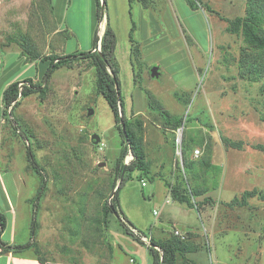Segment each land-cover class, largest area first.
Listing matches in <instances>:
<instances>
[{"label":"rangeland","instance_id":"obj_1","mask_svg":"<svg viewBox=\"0 0 264 264\" xmlns=\"http://www.w3.org/2000/svg\"><path fill=\"white\" fill-rule=\"evenodd\" d=\"M246 3L237 1L233 13L226 7L222 15L211 2L213 12L203 6L193 17L144 18L152 27H141L133 37L141 40L138 58L129 27L116 31L126 116L136 130L141 123L138 132L149 167L148 176L135 172L126 181L121 209L136 234L147 237V242L141 237L147 246L152 235L157 240L173 236L175 230L190 235L200 249L187 258L197 264H264V201L256 196L246 207L228 206L246 191L264 193V153L255 148L264 146V76L254 81L241 76V54H249V48L241 35L226 31L227 23L216 14L243 17ZM55 5L52 10L47 0H0V90L27 78L46 88L44 99L32 94L16 109L18 128L7 121L0 124V171L21 174L25 183L17 208V245L31 241L34 202L44 179L34 244L45 264H129L130 258L136 264H153L147 247L122 232L117 216L109 227L103 222L104 206L120 186L114 168L123 139L113 112L97 93L92 62L65 65L45 84L50 63L30 58L33 53L41 58L58 55L59 41L68 43L63 53H79L65 31L53 34L55 28L67 27L66 15L80 28L73 16L78 12L83 17L84 7L78 10L69 1ZM159 20L165 24L157 29L154 21ZM133 22H143L136 11ZM153 68L159 77L151 76ZM149 96L152 103L181 117V128L166 125L150 108ZM90 108L94 115L88 117ZM2 116L0 111V122L9 119ZM93 134L101 138L98 145L91 140ZM221 137L243 142V149L226 146ZM28 147L42 177L31 168ZM131 160L129 154L125 163ZM186 162L193 163L187 179H197L194 185L208 189L194 201L200 206L209 198L213 204L197 210L172 200L171 187L185 181ZM178 264H184L181 257Z\"/></svg>","mask_w":264,"mask_h":264},{"label":"trees","instance_id":"obj_2","mask_svg":"<svg viewBox=\"0 0 264 264\" xmlns=\"http://www.w3.org/2000/svg\"><path fill=\"white\" fill-rule=\"evenodd\" d=\"M131 2V0H129ZM189 4L198 9V5L193 0H188ZM97 6V16L100 20L103 17L102 9L106 10V0H96ZM207 11L213 12L209 7H205ZM217 16L227 23L226 31L232 35H241L244 39L245 44L249 48V54L244 51L241 54L240 60V72L241 76L247 77L249 80H256L257 78L264 76V0H247L245 15L243 17H236L235 19L224 18L218 13ZM131 43H133V54L136 58L140 57L139 45L135 42L133 38V33L129 35ZM99 40L98 36L95 38V43ZM97 45V44H96ZM117 39L114 30L111 28L109 21L107 22L105 32L101 38V48L100 51L83 52L70 54L65 56L59 55H49L45 58H41L38 54H30L32 60L41 59V61H48L49 68L46 75L44 76L43 82L49 81L52 74L59 68L65 65H72L74 62H79L83 60H90L96 71V90L97 93L102 95L109 105L111 111L113 112L115 123L120 131L122 137V148L118 157L115 160V182L120 181L121 184L118 187L117 191L114 194V198L111 203H106L103 209V222L106 227H109L110 222L115 216L118 218V222L122 227V232L132 237L134 240L139 242L142 245H145L152 257L153 264H178V259L181 257L184 261V264H197L195 261H192L187 258L188 254L197 252L200 247L190 241V235H186V239L182 240L176 236H170L165 240H157L154 237L149 239V246H147L142 240L141 237H146L145 235L136 234L134 231L136 227L129 222L126 216L123 214L120 205V191L125 185L126 181L132 178V174L135 172L142 173L144 176H148L149 167L147 162L146 153L143 147V139L139 135L138 130L141 128V123H137V130L134 129L133 123L126 116V106L124 98L121 94V82H120V72L121 68L116 59ZM29 53L27 49H24V53ZM252 53L255 55L253 56ZM246 55V56H245ZM29 59V58H28ZM23 84L22 89H20V84ZM264 89V86H263ZM32 94H38V96L44 99L46 95V88L41 84L34 83L31 78L24 79L22 81H17L10 83L6 89L3 91L2 95V104L4 107L3 115L9 119H6L8 123H12L13 126L16 125L15 120V111L22 103L23 99L31 96ZM149 105L150 108L159 113V115L164 120L165 124L168 125L172 130H177L181 128L183 124V119L178 116H174L166 111L158 104L152 103L153 97L149 96ZM121 109L122 117L125 120V127L128 133V142L125 141L124 135L121 129ZM185 123V122H184ZM187 123V121H186ZM184 124V126L186 125ZM222 142L232 149L242 150L243 142H233L226 137H221ZM257 150L264 153V146L257 145L255 147ZM188 150V145L184 143L183 151ZM27 159L31 165L33 171L38 174L40 177L43 176L40 167L38 166L36 159L32 151L27 149ZM131 154L132 160L126 165L125 159ZM187 163V162H186ZM185 163V164H186ZM126 166V172L124 174L123 180L121 181V176ZM193 163H187L184 169V182L180 181L177 187H171V197L172 200L178 204L184 205L190 209L196 208L200 209V206L206 204H213L212 200L205 198L202 203L197 205L194 201L196 198L205 195L208 191L207 187H202L199 184L194 185L193 182H196L197 179L192 180L187 179V175L192 173ZM183 178V177H182ZM115 187V185H114ZM46 192V182L42 180L40 191L37 194L34 202V214L33 220L31 223V241L24 245H16L11 247H4L5 244L1 240L2 234L6 228L7 221L4 215H0V247L3 248L4 252H22L24 250H33L36 257L38 258L41 264H45L44 259L39 254L36 245L34 244V239L38 234V209L42 198ZM260 197L264 201V193L257 191L256 189L252 191H246L242 194L241 198H235L228 206L231 209L234 208H243L248 206V200L253 197ZM147 238V237H146Z\"/></svg>","mask_w":264,"mask_h":264},{"label":"crops","instance_id":"obj_3","mask_svg":"<svg viewBox=\"0 0 264 264\" xmlns=\"http://www.w3.org/2000/svg\"><path fill=\"white\" fill-rule=\"evenodd\" d=\"M68 1H69V5L73 4L78 10L80 7H84L85 14L83 15V17L78 12H76L75 16H73L74 19L79 18L78 25H80V28H77L75 24L69 22L68 17L66 15V21H67V22L65 21L67 24V27L65 26L66 29L65 27H63L62 29L55 28L54 32L55 31L56 32L55 33L53 32L54 33L53 35L56 36L57 34H60L61 31L63 32L65 31L67 36H70L75 40L74 51L83 53L84 49L88 52L94 51L95 46L98 43V42L95 43V38L97 36L100 39V45H101V38L105 32L108 21L110 23L111 28L114 30L115 34L117 31V27L128 26L130 31L129 34L132 32L134 37V35L139 34V30L141 27L144 28L152 27L149 25L151 23H147L146 21H144V18L162 19L163 17L167 18L169 15L170 17L172 15L177 18L186 17V16L193 17L195 15H198L199 10H203L202 9L203 6H209L211 8L212 5L211 2L215 5L216 11L220 12V14L222 13L221 11H223L222 9L226 10V7L227 10H230V12L233 13L234 10L232 8H234V5L237 3V1L240 0H193L198 5L197 10H195V8H193L189 4L188 0H131V2L129 0H106V10H104L103 17L100 20L98 19L97 16L96 0H55V1L47 0V4L49 3V7L53 10V8H56L57 5V4L55 5V3L60 2L62 6L63 4L66 5ZM53 2H54V7H53ZM133 11H136L138 17H140V19L143 21L141 25L140 24L137 25L136 23L133 22ZM74 19H72V21ZM85 22L87 24L88 29L84 33L82 25H85ZM159 22L154 21V26L158 27L157 29H159V26L165 24L164 21H163L164 24L160 20ZM97 24H98V29L96 30ZM184 25H185V29H188L187 28L188 25H186L185 23ZM134 40L136 43H139V45L141 44L140 43L141 40L135 38ZM59 42L61 46L55 48V53L61 56L68 55L63 53L67 49L68 43L66 42V44L64 45L63 41H59ZM10 83L12 82L7 83L0 90V111L2 112V115L4 110L2 104V95H3V91ZM2 117H4V115ZM3 122H5L4 118L1 119L0 124H2ZM0 150H1V145H0ZM1 156L2 154L0 155V158ZM21 176H22L21 174H17L14 171H9V170L0 171V215H4L7 221L6 228L1 237V240L5 244L4 247H11L17 245V208H19L21 204L22 201L21 190L23 185H25ZM152 237L154 236L152 235ZM24 244L26 243L25 242L18 243V245H24ZM27 251L26 253L25 252L16 253L12 251L4 252L3 248L0 247V264H41L35 254H29ZM29 251H33V250H29Z\"/></svg>","mask_w":264,"mask_h":264},{"label":"water","instance_id":"obj_4","mask_svg":"<svg viewBox=\"0 0 264 264\" xmlns=\"http://www.w3.org/2000/svg\"><path fill=\"white\" fill-rule=\"evenodd\" d=\"M102 11H104V8L102 9ZM99 44H100V39L98 40V43H97V45H96V49H95V51H99V49H98V48H99ZM100 48H101V45H100ZM150 74H151L152 77H159V72H158V69H157V68H153V69L151 70ZM92 115H94V110L90 108V109L88 110V117H90V116H92ZM120 124H121L122 133H123V135H124V139H125L126 142H128L129 138H128V133H127V131H126V127H125V120H124L123 117H122V109H121V122H120ZM91 140L94 142L95 145H98V144L100 143V141H101V138H100L99 135H97V134H93V135L91 136ZM127 164H128V163H126V165H127ZM99 166H100V167H104V164L102 163V164H100ZM125 172H126V166H125L124 171H123V173H122L121 181L123 180V177H124ZM120 184H121V182H120Z\"/></svg>","mask_w":264,"mask_h":264},{"label":"built area","instance_id":"obj_5","mask_svg":"<svg viewBox=\"0 0 264 264\" xmlns=\"http://www.w3.org/2000/svg\"><path fill=\"white\" fill-rule=\"evenodd\" d=\"M99 51H100V44H99ZM22 87H23V84L21 83L20 84V89H22ZM197 154H199V151L197 152ZM146 184L145 183H143V186H145ZM135 232V231H134ZM136 233V232H135ZM174 236H176V237H178V238H180V239H182V240H185L186 239V236L185 235H183V234H181L178 230H175L174 231ZM143 241H145V242H147V238H143L142 239ZM129 264H136L135 263V260L133 259V258H131L130 259V261H129Z\"/></svg>","mask_w":264,"mask_h":264}]
</instances>
